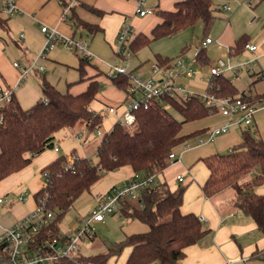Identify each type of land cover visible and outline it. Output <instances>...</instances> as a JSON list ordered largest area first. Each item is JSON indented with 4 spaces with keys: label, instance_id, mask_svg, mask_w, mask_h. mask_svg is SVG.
Segmentation results:
<instances>
[{
    "label": "trees",
    "instance_id": "1",
    "mask_svg": "<svg viewBox=\"0 0 264 264\" xmlns=\"http://www.w3.org/2000/svg\"><path fill=\"white\" fill-rule=\"evenodd\" d=\"M214 11L212 0H179L171 10L155 9L159 22L149 34L132 35L129 43L131 56L152 40L171 36L194 26L199 20L204 28L209 27L216 17ZM72 24L92 33L98 30L76 18ZM3 25L4 20L0 19V26ZM246 43V38L239 37L231 52L235 54L243 50ZM155 57V62L161 66L172 65V59L168 57L159 54ZM195 58L205 60L204 48H198ZM80 60L81 65L91 62V59L82 56ZM78 70L82 79L83 66ZM110 78L121 91L129 84L128 74L125 73H116ZM40 89L41 96L27 108H22L14 96L0 108V181L29 164L34 155L52 148L54 134L63 128L83 122L87 136L96 137L97 130L102 133L95 150V164L88 157L73 156L68 165L67 158L59 155L42 168L45 185L33 197L35 205L42 203L53 215L38 232L36 243L59 238L62 234L59 221L64 213L107 172L128 165L133 174L142 177L163 173L170 163L168 155L174 147L201 132L196 130L181 134L182 124L216 113L214 107L204 103L201 94L192 93L186 98L167 96L161 102L151 100L147 107L135 109L134 128L129 129L116 122L110 129L102 130L104 115L90 108L101 89L97 80H90L86 89L77 94L61 92L46 79L41 80ZM205 93L217 97L241 96L252 104L261 97L252 96L244 90L239 92L223 73L208 77ZM165 105L173 107L181 119L173 116ZM241 137V142L229 151L201 157L208 169L201 190L205 197H212L226 188L232 189L234 204L250 216L264 234V194L254 191L255 186L264 183V139L249 129V125L241 132ZM255 168L260 169L259 173L244 179ZM185 189L181 182L171 189L166 181L159 180L142 189L135 199L121 198L117 211L145 223L148 230L126 235L124 239L107 246L103 253L84 256L78 251L73 259L63 258L55 264H106L110 258L119 257L124 250L128 253L123 264H179L185 255V248L200 240L207 231L197 214L182 212Z\"/></svg>",
    "mask_w": 264,
    "mask_h": 264
},
{
    "label": "crops",
    "instance_id": "2",
    "mask_svg": "<svg viewBox=\"0 0 264 264\" xmlns=\"http://www.w3.org/2000/svg\"><path fill=\"white\" fill-rule=\"evenodd\" d=\"M155 1L154 10L159 8L171 10L175 2L179 0ZM146 2L147 0H144V7H147ZM17 5L18 12L4 20V25L0 26V86L12 89L13 96L20 103L15 90L29 75H33V78L38 77L39 81L46 79L61 92L68 91L72 94L85 90L90 80H97L101 84V89L90 104L92 110L102 113L106 112L107 105L122 104L125 97L124 92L115 87L108 75L107 78L104 77L107 73L100 66L105 63L111 68L112 65L121 64L134 72L145 70L147 61L136 60L132 56L126 61L114 52L113 46L118 31L126 19L131 22L133 35L149 34L152 27L159 22L155 13L144 16L136 14V0H77L63 17L60 0H17ZM75 18L97 27L98 30L92 33L85 28H77L72 24ZM44 25L55 28L64 36L84 40L91 54V62L81 65L79 57L77 64H67L58 51L60 47H64L60 43L47 50L45 56H39L45 45V37L40 30ZM261 42L264 43V38ZM234 43L228 46L229 57L232 54L231 49ZM254 45L256 46L254 51L244 50L255 58L256 63L259 58L264 57V47ZM117 58H120L122 62H117ZM14 62H17L18 66H14ZM39 66H43L44 70H40ZM80 66H83L84 70L82 79H80L78 70ZM253 66L251 68L254 73L251 74L253 89L248 88L244 91L252 96L261 97L253 102L255 111L249 129L264 139V76H262L264 64H259L257 69ZM186 67L188 68L187 64ZM22 69L28 70L22 73ZM49 69L50 72L47 73ZM234 70L233 66L230 71ZM191 77L180 75L177 81L181 83L182 79ZM108 100H111L113 104ZM20 105L23 108L21 103ZM109 116L110 122L106 130L110 129L114 122V117L110 114ZM191 123L190 130L181 131V134H189L196 130L201 132L197 135L198 140L195 144L187 145L184 141L174 147L173 151L177 154L176 161L179 159L181 163L183 161L185 163L184 171L175 175V182L180 183L177 175H181L182 184L186 182L194 185L192 189H188L186 197L183 195L181 210L184 213L193 212L199 218L202 217L207 231L200 240L185 248V255L179 264H264V234L257 228L254 220L234 204L233 190L226 188L212 197H205L201 190L208 176V169L200 160L201 157L229 151L241 142V132L245 126L230 124L227 131L209 137L207 130L227 124L229 119L216 112L193 120ZM58 132L54 134L52 148L34 155L29 164L0 181V198H2L0 201V236L7 227L35 208L33 194L44 183L41 170L60 155L61 148L57 144L60 142ZM199 139H202L201 143ZM180 145L182 146L179 148ZM55 146L58 150L54 149ZM191 149L196 151L186 157L185 153ZM72 157L71 155L70 158ZM259 171V168L253 169L246 179ZM160 174L163 175L159 173L154 176L155 179L165 181L164 177L157 179ZM132 175L133 170L128 165L104 174L99 180L106 177L110 179V182L104 191L98 193L95 203L112 188L123 185ZM94 185L95 183L92 186ZM254 191L264 194V183L255 186ZM20 193L23 194L24 200L18 199ZM127 253L128 250L119 264L124 263Z\"/></svg>",
    "mask_w": 264,
    "mask_h": 264
},
{
    "label": "built area",
    "instance_id": "3",
    "mask_svg": "<svg viewBox=\"0 0 264 264\" xmlns=\"http://www.w3.org/2000/svg\"><path fill=\"white\" fill-rule=\"evenodd\" d=\"M77 0H60L62 4V17L66 14L70 6ZM254 0H246L247 5H251ZM225 11H230L231 7L228 4L222 7ZM19 8L17 0H0V19L6 20L12 17ZM135 13L144 16L154 13V8L144 7V0H136ZM41 32L45 37L44 48L39 53V56H45L46 51L54 47L57 43L62 44L69 50L74 51L84 58L91 59V54L88 51L87 44L80 38L67 37L59 33L55 28L41 26ZM133 35L131 22L126 19L120 27L116 40L113 46L114 52L123 57L126 61L131 56L129 43ZM212 40L206 37L201 40L199 48H205ZM244 49L254 51V44L246 43ZM255 63V58L251 59ZM18 66L17 62L13 63ZM233 66L230 63V57L226 60L221 58L216 60V63L209 67V75H216L231 70ZM40 70H44L43 66H39ZM28 69H22V73H26ZM116 73L128 74L129 84L124 92V100L121 105H107L106 112L114 117L113 123H120L129 129L135 127L136 117L134 110L138 107H147L151 100L161 102L164 97L174 96L177 98H186L192 94L188 89L179 84L177 78L180 75L191 77L195 72L186 67L184 58L177 57L171 66H161L156 62H146L145 70L134 72L128 70L123 65H112L111 70L107 72L109 77ZM146 75V77H144ZM264 76V73H262ZM13 96L12 89L0 86V108L8 104ZM203 101L206 105L215 108L218 112L229 119V123L220 127H214L207 130L209 137L220 134L228 130L230 124L248 126L252 123L255 107L252 103L241 96L237 97H217L211 93L202 94ZM1 119V116H0ZM101 130H97L95 135L101 136ZM79 135H83L80 133ZM202 139H199V143ZM58 150L57 147H54ZM177 159V154L172 151L168 155L169 162H174ZM72 158L67 159L69 165ZM179 182L183 181L181 175H177ZM157 183L154 175L140 176L135 173L128 178L123 185L112 188L104 196L100 197L93 208L89 211L87 218L79 217L78 222H83V225L76 224L69 232L62 233L59 238L51 240H43L36 243L35 237L40 229L46 225L51 219L53 213L46 210L41 203L26 214L24 217L15 221L11 226L7 227L0 236V264H55L60 259H73L78 252L82 241H89L93 235V222L104 220V215L109 212L117 211L120 199L129 197L137 198L139 192ZM45 185V182L42 186ZM19 200H24L22 193L18 196ZM2 198H0V201ZM202 220V217H200ZM84 264V263H76Z\"/></svg>",
    "mask_w": 264,
    "mask_h": 264
},
{
    "label": "rangeland",
    "instance_id": "4",
    "mask_svg": "<svg viewBox=\"0 0 264 264\" xmlns=\"http://www.w3.org/2000/svg\"><path fill=\"white\" fill-rule=\"evenodd\" d=\"M245 1L212 0L216 17L209 27L204 28L202 21L199 20L194 26L180 30L171 36L152 40L148 45L140 48L132 58L140 61L155 62V56L159 54L162 57L172 59L171 62H173L177 57H182L188 68L195 73L191 78H184L181 80V83L179 81L178 83L185 86L192 93L205 94L209 67L214 65L219 58L226 60L229 55L228 46L234 43L235 40L243 36L246 38L247 43L264 47V43L261 42V39L264 38V0H254L251 5H247ZM155 3V0H147L146 6L155 8ZM225 4L230 5V11L222 9ZM206 37H209L212 43L204 48L205 60H197L195 58L197 49L201 40ZM58 51L67 64L78 63L79 54L65 47H60ZM251 58L252 56L247 54V51L244 49L235 54L232 52L230 63L235 67V70H227L223 73L232 80L239 92L248 88L253 89L251 87V74L254 73L251 71L253 66ZM117 62L121 63L122 61L120 58H117ZM259 64H264V57L256 61L255 67L253 66L254 69H257ZM100 67L105 73L111 70L105 63L101 64ZM49 72L50 69L47 73ZM104 77L107 78V74ZM40 83L41 81H39L38 77L34 76L33 78V75H29L16 88L15 94L23 105V108L31 106L41 96ZM108 101L113 104L111 100ZM165 107L173 116L181 119L173 107L167 105ZM102 114L104 115L102 130H106L107 124L110 122V116L105 111ZM191 127V121L185 122L182 124L181 131L186 132ZM80 133L83 135H79ZM57 136L60 138V142L57 143L61 148L60 155H64L67 159L71 155L85 156L93 164L97 162L95 150L98 144V137L87 136L83 122H78L74 127L59 130ZM197 140L198 136L195 135L189 137L185 143L193 145ZM194 149L188 150L185 156L192 155L196 151ZM184 165V161L181 163L179 159L170 162L166 169L163 170V175H158L157 179L164 177L171 189L176 188L178 184L175 182V175L184 171ZM246 178L247 176L244 179ZM109 182L110 179L106 177L99 180L89 191H84L74 201L73 205L64 213L59 221V228L62 233L69 232L76 224L79 226L83 225V222H78L77 218L81 216L84 218L88 217L89 211L95 205L98 193L104 191ZM183 185L186 186L184 193V197H186L188 189H192L194 185L192 183L187 184L186 182ZM146 230H148V226L138 219L130 218L119 211L109 212L104 215L103 221L93 222L94 237L89 241H82L79 252L84 256L103 253L107 249V246L124 239L126 235ZM125 252L126 250L119 257L110 258L106 264H119Z\"/></svg>",
    "mask_w": 264,
    "mask_h": 264
}]
</instances>
